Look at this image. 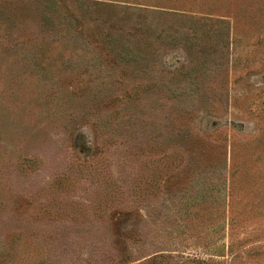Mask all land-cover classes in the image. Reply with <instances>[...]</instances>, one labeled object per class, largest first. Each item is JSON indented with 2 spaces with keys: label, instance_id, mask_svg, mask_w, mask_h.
I'll return each mask as SVG.
<instances>
[{
  "label": "rangeland",
  "instance_id": "obj_1",
  "mask_svg": "<svg viewBox=\"0 0 264 264\" xmlns=\"http://www.w3.org/2000/svg\"><path fill=\"white\" fill-rule=\"evenodd\" d=\"M0 264H264V0H0Z\"/></svg>",
  "mask_w": 264,
  "mask_h": 264
}]
</instances>
